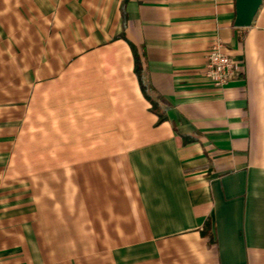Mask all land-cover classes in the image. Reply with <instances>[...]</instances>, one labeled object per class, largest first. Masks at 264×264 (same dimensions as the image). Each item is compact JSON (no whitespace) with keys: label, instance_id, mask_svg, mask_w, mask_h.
<instances>
[{"label":"crops","instance_id":"1","mask_svg":"<svg viewBox=\"0 0 264 264\" xmlns=\"http://www.w3.org/2000/svg\"><path fill=\"white\" fill-rule=\"evenodd\" d=\"M234 2L0 0V264H264V0Z\"/></svg>","mask_w":264,"mask_h":264},{"label":"built area","instance_id":"2","mask_svg":"<svg viewBox=\"0 0 264 264\" xmlns=\"http://www.w3.org/2000/svg\"><path fill=\"white\" fill-rule=\"evenodd\" d=\"M241 70L240 64L227 56L220 40L214 41L208 57L205 69V77L216 89H223Z\"/></svg>","mask_w":264,"mask_h":264},{"label":"water","instance_id":"3","mask_svg":"<svg viewBox=\"0 0 264 264\" xmlns=\"http://www.w3.org/2000/svg\"><path fill=\"white\" fill-rule=\"evenodd\" d=\"M261 5L262 0H235L233 27L236 29L249 28Z\"/></svg>","mask_w":264,"mask_h":264},{"label":"trees","instance_id":"4","mask_svg":"<svg viewBox=\"0 0 264 264\" xmlns=\"http://www.w3.org/2000/svg\"><path fill=\"white\" fill-rule=\"evenodd\" d=\"M131 49H133L134 51V48L131 47ZM135 74L137 76V79L139 81V85H140V88H141V91L143 94H145V96L147 97L148 99V96L147 94L145 93L146 92V87H145V84H144V81H143V76H142V72H141V69H140V64H139V60L137 59V57H135ZM151 110L155 111L153 105L151 106ZM164 119L162 117H159L158 119V123H161ZM191 142L190 139H183V143H189Z\"/></svg>","mask_w":264,"mask_h":264}]
</instances>
